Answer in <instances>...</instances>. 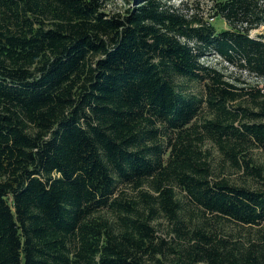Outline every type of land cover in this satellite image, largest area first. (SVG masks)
<instances>
[{
  "label": "trees",
  "instance_id": "obj_1",
  "mask_svg": "<svg viewBox=\"0 0 264 264\" xmlns=\"http://www.w3.org/2000/svg\"><path fill=\"white\" fill-rule=\"evenodd\" d=\"M140 1L0 0V264H264V0Z\"/></svg>",
  "mask_w": 264,
  "mask_h": 264
},
{
  "label": "rangeland",
  "instance_id": "obj_2",
  "mask_svg": "<svg viewBox=\"0 0 264 264\" xmlns=\"http://www.w3.org/2000/svg\"><path fill=\"white\" fill-rule=\"evenodd\" d=\"M101 3V11L104 12L107 16L111 15H119L122 17L123 15H127L128 11L135 9L138 5L142 2L140 0H99ZM162 4L165 7H170L172 10L184 14V15H191L197 14L201 15L205 18H209L212 23L215 24L218 28H225L226 25L223 24L218 18L212 19L210 17V0H162ZM259 34H264V26L260 27L256 30L250 32V36L253 38H257ZM202 63L205 65L211 66L215 69L220 70L223 72L224 75L235 85L238 87L244 86L247 83H252L248 75L243 72H239V70L234 69L233 67L229 66L226 62L222 61L214 54H207L203 58L200 59ZM176 83L185 85L183 90L185 93H190L194 95H202L204 94L203 86L201 83L196 81H183L180 79H176ZM207 112L204 110L195 120L196 124H200L205 117H207ZM200 147L209 153L210 158L212 159V163L216 165L218 162V155L219 151L216 147H213L208 139H204L203 142L200 144ZM248 153L255 159L257 163L264 164V155L263 152L257 148H251L248 150ZM217 166V165H216ZM218 169V167H216ZM223 176L227 177L231 181L241 183L242 181L245 185L248 186H255L256 181L253 178H249L248 176L243 175L241 172H236L230 167H226ZM142 191H149L147 189V185L140 188ZM139 189V190H140ZM128 197H132L137 194V191H132L129 188H124ZM139 192V191H138ZM177 198H181V194L179 191H176ZM152 225L156 229L157 234L165 239L167 242L170 240V227L164 217L158 215L153 221ZM261 228L264 229V222L260 225Z\"/></svg>",
  "mask_w": 264,
  "mask_h": 264
}]
</instances>
